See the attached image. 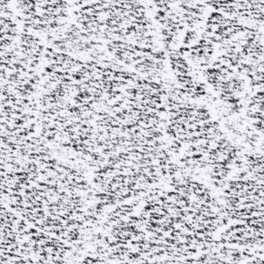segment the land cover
Instances as JSON below:
<instances>
[{
	"label": "snow or ice",
	"instance_id": "1",
	"mask_svg": "<svg viewBox=\"0 0 264 264\" xmlns=\"http://www.w3.org/2000/svg\"><path fill=\"white\" fill-rule=\"evenodd\" d=\"M0 264H264V0H0Z\"/></svg>",
	"mask_w": 264,
	"mask_h": 264
}]
</instances>
